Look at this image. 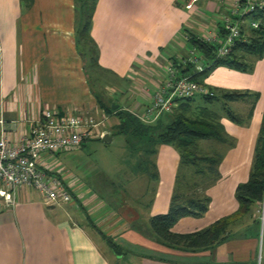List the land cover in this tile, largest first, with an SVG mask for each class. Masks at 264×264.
I'll use <instances>...</instances> for the list:
<instances>
[{
	"label": "crops",
	"instance_id": "1",
	"mask_svg": "<svg viewBox=\"0 0 264 264\" xmlns=\"http://www.w3.org/2000/svg\"><path fill=\"white\" fill-rule=\"evenodd\" d=\"M186 3L96 0L89 34L104 78L96 77L91 86L75 46L73 0H0V134L18 145L44 110L106 116L94 97V87L103 92V81L114 89L111 105L122 110L130 105L142 113L164 85L163 67L190 51L184 31L199 37L221 26L223 10L214 0H199L188 11ZM214 70L219 80L205 78V86L216 93L245 94L226 104L241 123L225 117L222 100L213 104L233 145L219 151V179L205 192L207 211L198 219L179 220L171 230L175 234L201 231L237 210L234 190L248 180L264 118V57L245 73ZM107 117L111 129L117 121ZM53 157L41 158L46 167L41 168L67 187L72 200L47 206L31 188L18 189L11 205L0 198V264H264V220L257 208L230 228L227 239L206 249L168 248L152 235L149 220L167 212L174 184L178 156L171 147L156 146L154 167L130 181L128 194L139 202L127 210L111 209L97 194L66 180L53 169Z\"/></svg>",
	"mask_w": 264,
	"mask_h": 264
},
{
	"label": "trees",
	"instance_id": "2",
	"mask_svg": "<svg viewBox=\"0 0 264 264\" xmlns=\"http://www.w3.org/2000/svg\"><path fill=\"white\" fill-rule=\"evenodd\" d=\"M73 4L77 52L85 62L87 76L97 75L100 72L97 50L89 34L96 0H73ZM243 18L245 23L241 27L240 38L234 43L230 53L221 59L216 58L214 46L205 44L197 36L184 31L187 44L202 57L204 67L202 72L195 73L192 65L180 62L185 61L187 55L179 60L173 58L170 63L176 70V76L188 78L198 86L206 88L203 80L215 68L224 67L241 73L248 72L254 61L264 57V9L255 14H247ZM251 22H258V27L252 29L249 25ZM218 29L220 36H223L222 29ZM94 93L103 115H113L117 121V124L111 127L109 136H123L130 154L133 155L136 151L138 172H146L149 167H154L151 158L155 154L156 146H168L177 153L178 165L168 210L165 214L153 216L149 220L150 232L160 244L191 252L206 249L227 239L230 228L249 216L255 208L259 212L264 197V118L255 140L248 180L238 184L234 190L237 210L201 231L189 234H175L171 231L183 218L198 219L203 216L210 201L205 192L219 179L221 154L200 152V143L212 141L220 146L233 145V140L224 132L213 104L222 100L221 111L225 117L234 124H240V119L226 104L244 97L245 94L216 93L208 89L210 96L196 95L190 99L176 100V106L171 113L162 115L152 125H143L126 110L117 108L112 111L111 102L109 103V99L104 97L101 90L98 89V92ZM195 98H198L199 102H194ZM100 236L114 253L119 252L111 239L101 233Z\"/></svg>",
	"mask_w": 264,
	"mask_h": 264
},
{
	"label": "built area",
	"instance_id": "3",
	"mask_svg": "<svg viewBox=\"0 0 264 264\" xmlns=\"http://www.w3.org/2000/svg\"><path fill=\"white\" fill-rule=\"evenodd\" d=\"M199 0H187L185 10H191ZM218 9L223 10L220 28L224 32H207L198 38L205 44L215 47L217 59L228 55L234 43L240 38L244 16L255 14L264 9V0H214ZM256 29L258 22H251ZM179 60V59H177ZM193 66L195 73L203 70L202 57L190 49L185 61ZM165 82L157 89L142 113L128 111L143 125L154 124L162 115L169 114L176 106V100L193 98L196 95H209L208 90L198 86L188 78H178L171 63L163 67ZM108 117L94 118L89 115L70 114L53 109L44 110L35 122L30 133L23 137L16 146L11 145L3 133L0 134V198L6 204L13 203V194L21 188H31L41 197L47 206L70 203L72 198L63 183L48 174L40 165L44 156L53 157L61 153L78 150L88 141L101 140L108 136ZM40 166V167H39ZM43 167V168H41ZM41 168V169H40ZM260 221L264 220V197L259 206Z\"/></svg>",
	"mask_w": 264,
	"mask_h": 264
},
{
	"label": "rangeland",
	"instance_id": "4",
	"mask_svg": "<svg viewBox=\"0 0 264 264\" xmlns=\"http://www.w3.org/2000/svg\"><path fill=\"white\" fill-rule=\"evenodd\" d=\"M214 72V69L211 70L206 79L218 81L219 77ZM90 76L93 86L96 85L94 83L96 77L104 78V75L100 73L90 74ZM226 77L228 78V76ZM106 83L108 82L103 81L101 86L104 87V96L109 99V93L114 89L110 86L111 84ZM94 88L96 89V87ZM205 89L212 90L209 86H206ZM95 92H98V89ZM194 102H199V99L195 98ZM131 109L130 105L126 108L128 111ZM107 132H111L110 128L107 129ZM198 149L205 154H217L221 150V146L208 141L200 143ZM136 155V151L133 155L130 154L123 136L114 134L108 143L91 140L78 150L53 157L50 162H52L53 169L66 180L77 183L80 188L82 187L90 193L97 194L105 200L111 209L127 210L131 209L129 205L137 208L139 202L138 196L128 194L129 190L133 189V181L139 175Z\"/></svg>",
	"mask_w": 264,
	"mask_h": 264
},
{
	"label": "water",
	"instance_id": "5",
	"mask_svg": "<svg viewBox=\"0 0 264 264\" xmlns=\"http://www.w3.org/2000/svg\"><path fill=\"white\" fill-rule=\"evenodd\" d=\"M116 109V106H114L113 104L111 105V110L112 111H114ZM101 141L103 142V143H108V142H110V138L106 135V136H104L102 139H101Z\"/></svg>",
	"mask_w": 264,
	"mask_h": 264
}]
</instances>
